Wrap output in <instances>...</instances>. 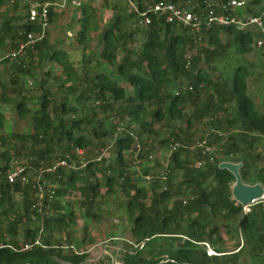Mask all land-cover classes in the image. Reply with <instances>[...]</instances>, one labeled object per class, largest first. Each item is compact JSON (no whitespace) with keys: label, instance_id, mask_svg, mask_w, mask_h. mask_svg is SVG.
Masks as SVG:
<instances>
[{"label":"trees","instance_id":"16d2710c","mask_svg":"<svg viewBox=\"0 0 264 264\" xmlns=\"http://www.w3.org/2000/svg\"><path fill=\"white\" fill-rule=\"evenodd\" d=\"M38 1L51 3L50 25L57 22L54 11L73 8L65 37L80 57L74 59L62 46L63 38L50 41L47 30L33 48L0 60L9 69L0 77V105L6 108L0 110V264H87L86 254L75 247L77 217L64 198L79 190L84 221L97 219L103 187L108 197L122 192L134 243L146 240L145 248L165 237L172 246L167 251L155 244L158 250L148 256L131 246L133 253L126 251L121 264H264V201L244 212L231 196L234 176L218 166L241 162L243 182L264 185V154L258 149L264 105L249 92L252 83L264 102V45L256 46L260 31L217 25L193 31L152 13L148 25L137 24L148 5L179 0H103L100 10L111 16L101 26L91 3L67 0L60 8L52 5L59 0ZM27 9L26 0H0L1 52L17 47L27 32L40 31ZM247 11L261 14L264 0H248ZM199 124L225 134L209 137L214 161L205 159L196 168L195 158L174 151L166 189L159 180L148 185L132 176L128 131L140 138V167L147 173L161 168L155 141L166 149L170 139L191 143L203 137ZM76 148L85 149L86 168L49 175L54 198L42 213L34 207L32 182L6 180L14 165L35 172L67 156L76 159ZM149 154L152 163L146 162ZM222 230L241 239L237 250L223 249ZM85 239L86 232L82 243ZM203 241L220 254L208 256L198 244ZM26 243L33 245L23 250Z\"/></svg>","mask_w":264,"mask_h":264},{"label":"built area","instance_id":"2783aa9c","mask_svg":"<svg viewBox=\"0 0 264 264\" xmlns=\"http://www.w3.org/2000/svg\"><path fill=\"white\" fill-rule=\"evenodd\" d=\"M67 0H59L55 5L56 7H64ZM28 4L27 15L28 20L39 26V32H27L24 39H22L17 47L10 49L1 59L8 58L15 59L17 56L23 54L27 49L33 48L36 43L43 38L48 30L49 23V6L50 2H40L38 0H26ZM248 0H179L176 2H156L148 5L147 9L138 13L137 24L139 26L148 25L151 22L150 14H155L164 19L168 23H175L198 31L202 27L208 28L212 25L217 26H233L238 30L246 31L249 29L259 30L261 36L256 41V46L261 47L264 45V12L259 15H252L247 11ZM135 10L137 7L133 4ZM189 57V55H188ZM0 59V60H1ZM189 63V62H188ZM122 126L119 127V130ZM128 134L133 139V148L130 157L131 169L134 171L132 176L141 178L146 184H151L154 180H159L166 189V180L169 174V166L171 164V157L174 151L182 150L186 152L191 158H195L194 167L199 168L203 165L204 160L214 161L216 147L211 145L209 137L211 135L216 137H223L225 134L216 129H206L203 137L195 139L191 143H181L170 139L167 152L160 158L161 168L157 171L143 172L140 167L139 155L142 151V144L139 136L128 131ZM102 155L105 150L101 148ZM76 159L67 156L57 162L48 166H40L35 169V172L30 166L14 165L6 174L8 183H22L29 184L32 182V189H34L35 203L34 207L39 213L45 210L46 203H49L54 198V189L52 188L51 179L49 175H53L61 168H68L73 170L85 169L88 163L86 158V151L83 148H76ZM99 159V158H98ZM154 157L152 154L147 156L146 162L152 163ZM32 172V175H31ZM262 197L255 201H264V185ZM70 196L76 194L75 191L70 192ZM253 202V203H255ZM252 203V204H253ZM250 205L242 206L244 212L250 210ZM145 241L139 243H132L135 250H141L145 246ZM34 244H40L36 240ZM208 256L219 255L215 249L206 241L199 242ZM33 244H23V250L30 249ZM128 253H133L132 249Z\"/></svg>","mask_w":264,"mask_h":264},{"label":"rangeland","instance_id":"374dc122","mask_svg":"<svg viewBox=\"0 0 264 264\" xmlns=\"http://www.w3.org/2000/svg\"><path fill=\"white\" fill-rule=\"evenodd\" d=\"M84 1V3H91L92 6L95 7L96 10V16L99 20V25L101 26L105 20H108L111 16V11L109 10H100L101 4L103 0H93L92 2L89 0H81ZM110 2H128V0H109ZM73 8L68 7L65 9H62L61 11H54L56 14H58L57 22L55 24H51L48 28V37L50 41L55 42L63 38L64 43H62V46H64L68 51L72 52V57L74 59H79V55H77L73 50L72 46L67 43L65 35H67L66 32H68V26L71 23L72 20V13ZM101 11V12H100ZM76 29H78L79 24L76 23L74 25ZM92 47L96 50L98 48L97 41L93 39ZM10 49H5L2 52L0 51V59L2 56H4ZM121 55H119L120 57ZM250 59L252 61H255L256 63H259L257 58L254 55L250 56ZM11 63V61H9ZM75 65L78 67L79 62L78 60L75 61ZM107 68V67H106ZM110 71L114 72V66H109L108 68ZM9 70V69H8ZM4 68V65L0 61V77L2 79L6 78L7 72ZM256 75L253 76V78L258 77L257 69H256ZM114 73L112 75V78H114ZM35 84L32 86L34 87ZM249 92L254 96V100L256 104L260 107L264 105V102L262 101L263 93L258 91L257 88L250 83L249 84ZM0 110H6L4 106L0 105ZM197 130L199 133L203 136L206 133V129L204 127L197 125ZM164 132V131H163ZM198 133V134H199ZM167 133H161V138H166ZM118 136V134H117ZM262 146V148H260ZM259 146V150L263 151L262 154H264V140L263 145ZM166 147L159 144L157 141L154 142V149L153 152H157L159 154V157H162L164 153L166 152ZM107 153V149H106ZM32 175V172H31ZM52 180V179H51ZM80 182L77 181L76 186H79ZM105 188L103 187L101 190V197L99 199V206L97 208V212L99 214V217L97 219H87L88 223L85 226V221L83 219L84 212L79 207V190H75L76 194L72 196H67L64 198V200L68 201L71 204V209L74 210V213L76 215L75 225H74V232L75 237L77 238V243L75 244L76 250L80 252H84L86 254V263L87 264H121L124 253L126 251H130L129 249L132 246L133 240L130 236V228L132 225V221L128 218V213L126 210L125 205L123 204L122 199V192L117 189L116 194H112L109 197L104 195ZM15 200L17 202L20 201V194L15 195ZM19 204V203H18ZM86 228L85 230L83 228ZM84 232H86V239L85 242L82 243V238L84 235ZM222 238H223V249L224 250H234L238 249L239 245H241L242 241L241 239L236 236V234L230 232L227 233L222 230ZM91 241V243H89ZM160 244L161 247H163L165 250L172 249V246L168 245V243L165 239V237H158L155 238L150 242V244L146 245L145 248L142 249V254L144 256H148V252H155L158 249H156L155 244ZM133 248V247H132Z\"/></svg>","mask_w":264,"mask_h":264},{"label":"water","instance_id":"95a60500","mask_svg":"<svg viewBox=\"0 0 264 264\" xmlns=\"http://www.w3.org/2000/svg\"><path fill=\"white\" fill-rule=\"evenodd\" d=\"M219 168L228 170L234 176V183L231 187V196L241 206L251 205L259 200L263 195V186L257 182L255 184H246L243 182L240 168L242 163L231 161H222L219 163Z\"/></svg>","mask_w":264,"mask_h":264}]
</instances>
